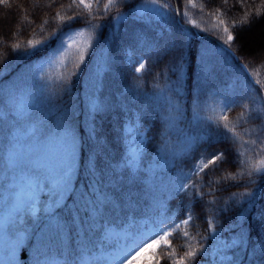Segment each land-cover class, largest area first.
<instances>
[{
  "label": "trees",
  "instance_id": "1",
  "mask_svg": "<svg viewBox=\"0 0 264 264\" xmlns=\"http://www.w3.org/2000/svg\"><path fill=\"white\" fill-rule=\"evenodd\" d=\"M85 3L92 4L91 10L78 6L79 0H13L11 11L7 6L0 8V74L6 82L40 60V52L31 57L24 55L32 51L28 47L29 40L55 44L54 34L58 36L62 28L68 31V25L73 30L84 29L91 38L83 64L77 57L69 59L47 80L45 95L53 94L52 104L43 96L49 130L61 129L60 113L65 110L71 113V131L78 139V187L87 185L88 169L93 159L97 176L103 174L110 178L113 169L128 172L127 176L120 175L105 184L104 195L90 199L87 207L81 203V213H92L85 227L91 223L99 228L101 219L115 227L152 224L148 217L153 210L154 198L163 197L160 203L170 209L171 219L167 223L172 225L169 232L173 236L170 238L171 248L163 249L161 264H179L186 251L205 247L211 239L199 202L193 208L200 217L193 221L195 227L184 225L181 223L185 217L184 208L171 195L169 182L176 177L177 171L170 155L165 160L163 144L165 141L169 145L177 143V133L166 123V106L156 99L164 90L173 102H179L182 110L186 101L197 100L188 113L192 125L185 121L179 125L181 129L192 136H203L215 134L219 128L230 137L229 143L241 163L239 167L226 166L227 171L214 174V178L225 176L231 180L234 177L233 182L248 185L247 188L231 189L237 193L235 197L222 193V199L208 209L207 220L217 226L221 240L213 238L217 242L212 241L209 246L205 264H209L212 257L213 264H221L224 250L219 245L222 240L234 238L240 231L238 225L245 219L244 227L252 233L248 241L250 253L257 244V233L264 235V177L255 173V168L264 161V143H261L264 136L258 140L259 129L247 122L249 110L253 107L251 104L249 109L227 108L226 102L240 91L241 81L258 82L256 87L264 93V87H261L264 86L262 0H228L227 4L223 0H157V5H167L163 10L170 14L180 9V16L173 19L170 15L167 20L151 11L154 6L150 0H114L107 10L104 5L108 0H85ZM128 3H134L136 7L129 11L126 8ZM102 25L108 26L101 28ZM225 26L236 37L230 46H225L247 67L252 79L233 56L219 53L218 48L216 54H212L217 41L223 43ZM181 35L184 37L183 63L173 75L172 57L180 55L173 44ZM15 44L20 48L13 49ZM129 58L136 63H130ZM139 62H143L146 68L135 72L133 69L139 67ZM245 94L255 96L254 92ZM93 102L98 105L95 113L91 111ZM240 103L244 101L240 100ZM225 115L227 120L223 119ZM93 127L97 135L93 134ZM202 147L211 151L228 147V143L209 141ZM136 153L138 158L133 159ZM200 178L195 177L196 180ZM253 180L257 183H251ZM107 189L120 195L119 200ZM253 190L256 195L252 205L242 203L248 199L245 193ZM188 194H192L191 189ZM179 199H184L183 195ZM225 208L227 213H221L220 209ZM241 211L244 215L237 219ZM229 218L236 219L237 226L233 231L225 229L220 233V227ZM174 221L180 224L179 229L174 226ZM25 227L28 232L19 254L21 264H31L30 257L39 233L31 231V224ZM185 232L188 233L186 237ZM78 243L75 231L65 236L64 254L53 250L50 264L54 261L57 264H77L75 255L70 256L66 250L76 249ZM102 249L97 245L93 252L85 254L92 258L89 264H104V260L98 257ZM156 259L160 260L161 256L157 255ZM185 264H192V261L186 260ZM243 264H264V258L250 261L246 255Z\"/></svg>",
  "mask_w": 264,
  "mask_h": 264
},
{
  "label": "snow or ice",
  "instance_id": "2",
  "mask_svg": "<svg viewBox=\"0 0 264 264\" xmlns=\"http://www.w3.org/2000/svg\"><path fill=\"white\" fill-rule=\"evenodd\" d=\"M75 2V0H74ZM154 6L151 11L159 14L165 20L171 17L175 19L176 16H180V9L173 10L170 14L163 9L167 8V5H157V0H150ZM228 0H223L224 4H227ZM13 0H0V8L4 6L8 7L11 11ZM114 0H108V3L104 5L105 10L111 7ZM264 4V0H262ZM78 6H82L85 9L91 10L92 4L85 3V0H79ZM134 3L126 4V8L130 11L135 8ZM195 7V5H193ZM74 19V18H69ZM224 23L223 20L220 21ZM108 25H102L101 28ZM73 29L71 25H68V31H64L62 28L60 34L57 36L54 34L53 39L55 44L49 42L44 43L42 41H28V47L32 49L31 52H25V56H34L37 52L42 53L40 59L47 61L49 66L55 62L57 55L66 54L67 48H71L75 41L65 43V39H71V33ZM183 32V29H181ZM223 32L226 36L223 38V43L217 44L216 48L212 49V54H216L218 48L219 53L224 55H231L235 58V53L230 51V48H226L225 45H231L236 37L229 31V28L225 26ZM82 35V33H78ZM216 44V41H212ZM184 45V37L181 35L177 41L174 42L173 47L180 51L179 56L172 57V74L176 75V70L182 66L183 53L182 48ZM98 46V45H97ZM13 49H19L20 45L15 44L12 46ZM95 53L93 52L92 55ZM86 55L83 50L79 52V61L81 64L85 61ZM203 59V57H202ZM130 63H136L129 58ZM79 68V65H77ZM243 68L244 66L241 65ZM146 68L143 62H139V67H134L135 72H141ZM78 74V73H77ZM22 79V75L18 78ZM18 79L8 84L3 79V74H0V94H6L12 97H16L18 94L23 93V89L17 86ZM35 79L37 77L35 76ZM258 82L246 83L245 81L240 82V91L234 93L233 96L227 100L226 107L231 108L233 106L241 107L242 109H249V104L253 107L249 110L248 121L259 129L257 139L260 140L261 136H264V93L261 89L256 87ZM7 85V86H6ZM264 87V86H261ZM169 92L171 89L168 90ZM178 91V90H177ZM255 93V96L246 95L245 93ZM43 96L49 104H52L53 94L48 93L45 95V88L43 87ZM189 96L191 91L189 90ZM239 97V100L237 99ZM156 99L162 101L166 106L168 117L166 123L169 124L170 130L177 133V143L169 145L167 141L164 142L163 147L165 150V160L167 156L172 157L174 167H176L177 175L169 182L171 188L172 197L179 200V204L183 206L185 217L181 223L184 225H192L193 221L200 217L193 211V208L199 202L200 211L204 214V222L207 224V231L210 234L211 239L208 240V244L200 249H191L185 252L184 257L180 259L179 264H185L186 260L192 261V264H205L208 260L209 246L212 241L217 242L220 236L217 234V226L207 220V212L212 204L217 203L222 199L221 194L227 193L228 195L235 197L236 192L231 191L233 188L245 187L247 184H239L233 182L234 177L228 180L225 176H220L219 179L214 178V174L218 172H226V166L239 167L241 161L239 156L235 154V149L231 147L229 143L230 137L227 132L217 128L215 134L209 133L208 135H196L192 136L189 132L184 131L179 127L180 124H184L187 121L188 125H192V120L189 118L188 113L192 110L193 105L197 103L196 99L186 101L183 110L179 102H173L170 95L164 90L156 96ZM240 100L244 103H240ZM57 112L60 110L57 108ZM92 113L98 111V105L93 102L91 105ZM61 116V130L58 132V137L62 138L63 145L66 147L69 143L75 147L76 141L72 134L70 127L71 113L65 110L60 113ZM224 120L228 117L225 115ZM198 123L196 127H198ZM227 128V125H224ZM151 131V130H149ZM92 132L94 135L95 128L93 127ZM209 141L212 143L220 144L221 142L228 143V147H220L209 151L207 147L202 145L207 144ZM151 143V142H149ZM256 143V141H253ZM264 143V140H261ZM179 149V151H178ZM150 150H156L151 149ZM231 154V159H230ZM133 159L138 158L137 153L132 157ZM201 161H205L201 163ZM187 162V163H185ZM76 160L70 159L59 168L57 175L54 180L46 179L43 185H37V189L43 190V195L40 199L48 200L51 199L52 206L49 208L47 205L41 207L36 203V198L29 195L26 201L22 202V208L24 215L13 219H6L0 231V264H21V255L24 247V239L21 233L25 235L28 229L24 227L25 224H31V231L33 233H39V239L34 246L33 253L30 257L31 264H50L51 252L53 250L58 251L60 254H64V239L65 236L70 235L75 231L78 237L79 243L76 249L66 250L68 254L75 255L77 258V264H89L92 260L90 256H86V253L93 252L97 245L101 248H110L112 252L107 257L108 264H124L128 261V264H132V261L145 251V246L152 249L154 255L151 257L153 264H161V260L164 258L162 255L163 249L171 248L170 238L173 236L172 232L167 231L168 220L171 219L170 209L165 208L160 203L163 197H155L152 213L149 215L148 220L150 223L155 225L153 228H149L147 224L144 227L133 226L128 229L122 235H116L112 233L109 225L103 219L100 220V227L95 228L91 223L88 227H85L87 219L92 215L89 211L81 213V203L84 207H87V202L92 199H99L105 193V184H110L113 180H116L120 175L127 176L128 172L124 170L121 172L115 169L112 170V176L105 178L103 174L97 176V169L95 166V160L93 159L91 166L88 169L89 181L85 186L77 185L78 169L75 168ZM257 176L264 177V161L255 168ZM201 177L196 180L195 177ZM206 178V179H205ZM227 180V182H225ZM135 183V182H134ZM251 183H257L256 180ZM111 189V188H109ZM107 189V191H109ZM191 189V195L188 194V190ZM205 189H207L205 191ZM35 190V189H34ZM112 193L114 197L119 200V196ZM183 195L184 199H179ZM245 195L248 197L247 200L242 203L252 205L255 200V190L252 192H246ZM211 197L212 199H206ZM107 197H105L106 199ZM71 201V203H69ZM123 203L122 200L119 201ZM191 205V206H190ZM107 211V206H105ZM227 208L220 209V212L226 214ZM244 213L241 211L237 214V219L243 216ZM127 216V213H125ZM21 221L23 222L21 224ZM174 226L179 229L180 224L173 222ZM247 223L245 219L241 222L238 227L239 233L232 239L222 240L223 243L219 245V248L223 249L224 259L221 264H243V260L247 255L250 261H255L257 257L264 258V235L257 233V244L253 247L252 251L248 252V241L252 235L250 229H245L244 225ZM160 225H167V227H159ZM237 226L236 219L229 218L226 224L220 227V233H223L225 229L233 231ZM264 228V224H262ZM185 237L188 235L187 232L183 234ZM217 238V239H213ZM207 239V238H205ZM139 250V251H138ZM160 255L161 259L157 260L156 256ZM171 253H169V256ZM212 257V256H211ZM213 257L209 261V264H213ZM175 264V262H173Z\"/></svg>",
  "mask_w": 264,
  "mask_h": 264
},
{
  "label": "rangeland",
  "instance_id": "3",
  "mask_svg": "<svg viewBox=\"0 0 264 264\" xmlns=\"http://www.w3.org/2000/svg\"><path fill=\"white\" fill-rule=\"evenodd\" d=\"M72 41H75L73 46L67 48L66 54L57 55L51 66L42 59L22 73V79H18L21 76L19 75L7 82L11 84L18 79L17 86L23 89V93L16 97L0 94V231L6 219L14 220L17 215H24L22 202L29 195L35 197L36 203L41 207L47 205L50 208L51 199H40L43 190L36 186L43 185L46 179L54 180L59 168L68 159L74 161L77 158L76 137L74 136L75 147L70 143L65 147L62 138L57 135L59 131H50L47 128V107L43 99L47 76L51 79L55 71L69 59L78 58L80 50L85 52L90 38L85 30L76 29L72 31L70 40L65 39L66 44ZM138 226L144 227L141 224ZM148 227L153 228L155 225ZM159 227L163 228L161 225ZM110 229L112 233L122 235L130 228ZM21 235L24 239L25 234ZM111 252L112 249L108 248L103 254L107 264V257ZM148 252L153 253V250L145 246V251L132 264H153L151 257L148 262L136 261ZM124 264H128V261Z\"/></svg>",
  "mask_w": 264,
  "mask_h": 264
}]
</instances>
